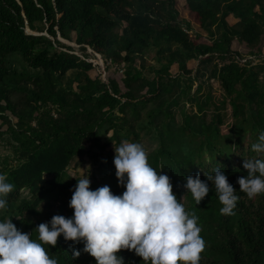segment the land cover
<instances>
[{
    "label": "trees",
    "instance_id": "obj_1",
    "mask_svg": "<svg viewBox=\"0 0 264 264\" xmlns=\"http://www.w3.org/2000/svg\"><path fill=\"white\" fill-rule=\"evenodd\" d=\"M185 2L190 22L222 30L219 39L211 44L192 41L191 24L178 22L174 0H0V141L7 135L12 151L11 159L0 158V173L14 185L0 220L12 218L18 229L38 239L35 228L40 223L55 215H73L69 201L79 179L69 180L67 169L76 158L89 154L95 158L93 147L104 154L112 143L115 147L123 141L143 144L147 137V145H155L150 150L145 146L150 165L163 168L186 211L198 217L206 244L199 264H264V194L250 199L237 183L247 175L245 159L264 158V153L252 151L264 131V82L260 81L264 54L253 52L264 37V0ZM58 35L83 52L88 46L101 55L105 71L111 64L120 68L125 92L113 79L105 82L92 76V64L70 54L72 49ZM234 40L244 44L250 56L233 52ZM159 41L200 57L194 73L179 64L184 76H206L221 87L222 95L215 101L210 92L200 97L202 85H198L196 112L183 109L180 125L171 113L179 99L163 102L172 92L165 83L171 78L169 68H161L150 81L137 66ZM19 59L33 72L17 69ZM72 72L76 77L64 89L63 80ZM14 95L17 101L12 100ZM152 104L158 105L145 122L141 112ZM113 159L105 153L102 180L90 183L92 190L108 185L116 195L125 191L115 176ZM215 168L224 170L237 190L233 215H221L215 185L204 174L214 175ZM197 174L210 187L198 205L184 188L185 178ZM45 247L58 264H96L83 251V242L61 236L55 247ZM74 250L81 252L78 258L73 257ZM119 255L125 264H145L134 251L122 250Z\"/></svg>",
    "mask_w": 264,
    "mask_h": 264
},
{
    "label": "clouds",
    "instance_id": "obj_2",
    "mask_svg": "<svg viewBox=\"0 0 264 264\" xmlns=\"http://www.w3.org/2000/svg\"><path fill=\"white\" fill-rule=\"evenodd\" d=\"M115 176L125 188L116 195L110 186L90 188L89 175L77 180L69 207L71 217L55 215L40 223L32 233L22 232L12 218L0 220V264H58L45 245L55 247L58 238L83 242V251L95 258L96 264H125L122 250L134 251L145 264H199L205 250L198 217L186 211L173 192L171 178L163 168H153L148 152L141 143L123 141L114 148ZM255 153H264V131L252 145ZM247 175L237 180L239 190L251 199L264 194V158L245 159ZM214 175L204 173L215 185L222 207L221 215H233L239 197L236 189L220 168ZM184 188L196 204L208 196L210 187L200 175L185 178ZM14 185L0 173V212L8 206L7 196ZM81 252L73 251L78 258Z\"/></svg>",
    "mask_w": 264,
    "mask_h": 264
},
{
    "label": "rangeland",
    "instance_id": "obj_3",
    "mask_svg": "<svg viewBox=\"0 0 264 264\" xmlns=\"http://www.w3.org/2000/svg\"><path fill=\"white\" fill-rule=\"evenodd\" d=\"M176 6L174 7L178 13L179 18L178 22H190L189 14L186 9V2L185 0H174ZM232 19L231 17H229ZM230 25H233L231 21L229 22ZM228 23V24H229ZM192 30L189 31V36L192 41L197 42L198 44H211L214 40H217L221 37L222 30H219L216 27H210L209 28H201L200 25L190 22ZM229 25V26H230ZM30 31V30H29ZM28 31V28H26L27 34H31V32ZM46 35V34H45ZM62 44H64L67 47H70L72 49L73 53H78L79 55L84 56L87 60H91L95 65L96 64V58L92 53H90V48L85 49V52H83L80 49V46L76 45L73 42H68L64 40H61ZM67 42V43H66ZM259 47V46H258ZM257 47V48H258ZM231 49L233 52L240 54L241 56H250L248 54L249 49L244 44H239L236 40L232 42ZM65 50V49H64ZM66 51V50H65ZM93 51V50H92ZM254 54L257 55V53L264 54V37L262 40V46L258 50L253 51ZM96 53V52H95ZM87 56H86V55ZM142 61H137V66L139 68H143V76L147 80H155L156 78V72L159 71L163 67L169 68V74H170V81L165 82L172 86V92L170 94H166L163 98V102H167V104L171 103L174 99L178 100V105L176 107H173L171 109L172 118L176 125H180L182 122V114L181 111L184 109L185 112L188 114H193L196 112V101H195V92L198 89V85H202L201 94L199 95L202 97V95L206 93H211L212 97L215 101H218L220 96L222 95L221 87L219 83L214 79H208L205 77H199L198 79H195L193 77V74L188 76L187 74L184 76V71L179 69V64L184 63L186 65V68L188 71L194 73L195 70L198 68V62L200 60V57L190 56L186 52L182 51L181 48L177 45H167L162 41L158 42L157 46L151 47L142 57ZM254 59V57H252ZM103 59V58H102ZM217 62V61H216ZM105 63V62H104ZM240 62V64H243ZM26 68L28 72L32 73L33 71L27 68L25 64L19 59L16 68L21 70L22 68ZM104 67L106 68V65L104 64ZM207 66L204 67V70H206ZM203 70V68H201ZM92 76H101L102 80L106 82L107 79H113L115 82H117L120 86V90L122 92H125V89L123 88V85L121 83V69L118 68L115 65H109L107 68V71H105V74L102 72L101 67L95 66L94 72H91ZM76 77V73H68L66 77L63 80V87L64 89L69 88V82L70 80H73ZM174 81V82H173ZM176 81V82H175ZM260 81L264 82V74L260 75ZM17 95H14L12 97L13 101H17ZM158 104H152L149 105L146 109L142 110L141 112V119L146 122V120H149L147 118V115L150 114L151 111L155 110ZM6 116L9 117L10 121L12 123H15V119L7 113ZM159 122L161 123L162 118H158ZM1 125V122H0ZM1 130L3 132H6L7 127L2 125ZM110 136V135H109ZM144 146L147 147V150L155 148V145L150 143L151 145H147L148 138L145 137L143 140ZM149 144V143H148ZM87 148H89V144H86ZM114 143L110 145V147H107L105 150V153H110L112 156H115ZM91 152L96 154V157H92L90 154L85 155L81 158H76L68 167L67 169V175L69 180H75V179H81L85 176L89 175L90 183L93 181L100 182L102 180V175L100 173L101 164L103 162L105 153L101 154L97 150V148L93 147L91 148ZM0 158H12V151L10 148V140L9 137L6 135L4 138L0 141ZM49 179V177H46ZM24 197L28 196L27 192L23 193ZM34 222L38 221V218H32Z\"/></svg>",
    "mask_w": 264,
    "mask_h": 264
},
{
    "label": "built area",
    "instance_id": "obj_4",
    "mask_svg": "<svg viewBox=\"0 0 264 264\" xmlns=\"http://www.w3.org/2000/svg\"><path fill=\"white\" fill-rule=\"evenodd\" d=\"M87 49L90 50V48L88 46H87ZM69 53L70 54H73V55H76L80 60H83V61H85L87 63H91L94 68H95V66L101 67L102 72L105 74V67H104V64L105 63H104V60L102 59V56L101 55H99V54L95 53L94 51L90 50V53H92L94 55V57L96 58V64L97 65H95L91 60L90 61L87 60L84 56L79 55L78 53H73V52H69Z\"/></svg>",
    "mask_w": 264,
    "mask_h": 264
},
{
    "label": "water",
    "instance_id": "obj_5",
    "mask_svg": "<svg viewBox=\"0 0 264 264\" xmlns=\"http://www.w3.org/2000/svg\"><path fill=\"white\" fill-rule=\"evenodd\" d=\"M29 30V29H28ZM27 33V32H26ZM33 35H38V34H33ZM43 35H45V34H43ZM60 42H61V38H60V36L58 35V38H57Z\"/></svg>",
    "mask_w": 264,
    "mask_h": 264
}]
</instances>
